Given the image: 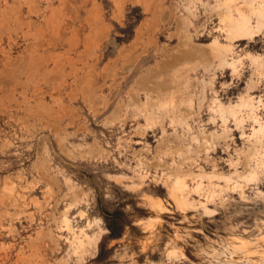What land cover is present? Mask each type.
<instances>
[{"label":"rangeland","instance_id":"obj_1","mask_svg":"<svg viewBox=\"0 0 264 264\" xmlns=\"http://www.w3.org/2000/svg\"><path fill=\"white\" fill-rule=\"evenodd\" d=\"M222 1L0 0V264H264V0Z\"/></svg>","mask_w":264,"mask_h":264},{"label":"bare ground","instance_id":"obj_2","mask_svg":"<svg viewBox=\"0 0 264 264\" xmlns=\"http://www.w3.org/2000/svg\"><path fill=\"white\" fill-rule=\"evenodd\" d=\"M251 0H249L250 2ZM258 1V0H257ZM233 0H223L222 5L225 8H230V5ZM252 4V2H250ZM258 5V4H257ZM254 7V6H253ZM248 8V7H247ZM238 16L235 17L233 14H227L225 18L229 21V31L230 35L240 36V38L245 39L247 37H253L258 34V32L264 30V3L259 4V6L254 7L252 11L256 14L257 20L255 22L251 21V15L249 13L241 10L240 7H237ZM248 11V10H247ZM229 13V12H228ZM224 19V18H223ZM222 19V20H223ZM226 27V26H225ZM228 32V31H227ZM233 39V38H232ZM252 39V38H251ZM232 45V44H231ZM228 46V44H227ZM224 49V48H222ZM222 51V50H221ZM225 52V50H224ZM221 53V52H220ZM223 54V53H222ZM224 55V54H223ZM254 58V57H253ZM259 58V57H258ZM257 59V58H256ZM263 60V59H262ZM259 61V60H258ZM261 62V61H260ZM242 105V104H241ZM243 105H252V101H246ZM255 120V119H254ZM259 126V125H258ZM264 127H260L256 130L257 132H263ZM259 137V136H258ZM263 137V136H262ZM187 163V162H186ZM182 167V166H181ZM182 169V168H181ZM178 170V169H177ZM179 172V171H178ZM179 174V173H178ZM200 176V175H199ZM203 176V175H201ZM200 184V183H199ZM197 185L196 187H198ZM209 186V185H208ZM170 193L172 197L175 198L177 203L186 204L188 201L187 198V185L184 180L180 177H177L173 186L170 188ZM207 206V205H206ZM85 228V227H84ZM98 239V238H97ZM81 241V240H80ZM79 242V241H78Z\"/></svg>","mask_w":264,"mask_h":264}]
</instances>
